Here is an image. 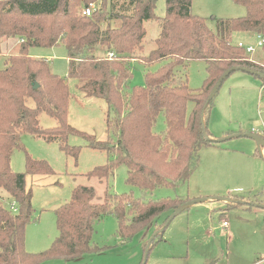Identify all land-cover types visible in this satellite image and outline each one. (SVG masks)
Returning a JSON list of instances; mask_svg holds the SVG:
<instances>
[{
  "label": "trees",
  "instance_id": "16d2710c",
  "mask_svg": "<svg viewBox=\"0 0 264 264\" xmlns=\"http://www.w3.org/2000/svg\"><path fill=\"white\" fill-rule=\"evenodd\" d=\"M157 1L0 0V54L6 38L23 40L0 69V264L79 258L102 249L93 244L92 236L96 221L105 215L115 216L119 235L130 240L138 233L158 231L173 212L191 202L179 196L146 198L116 193L115 171L125 164L128 183L145 193L189 180L200 164V150L217 144L209 128L216 97L206 103L219 77L233 66L264 73V59L256 62L233 41L237 32L264 37V0H234L245 6L246 15L215 18V29L204 17L192 13L193 0H166L163 17L155 15ZM92 3L96 9L85 15L84 9ZM151 19L158 20L160 33L155 48L143 54L145 23ZM60 44L67 52L68 76L78 79V90L107 102V140H97L69 124L68 78L53 72L46 59L29 51ZM111 52L115 54L112 58ZM193 59L207 63V77L197 90L190 88L186 76L187 64ZM134 60L145 64L160 61L162 65L145 74L144 86H130ZM262 84L264 87V81ZM43 112L54 117L57 126L43 128L39 120ZM161 114L166 129L157 133L154 127ZM24 133L59 140L61 148L75 158L80 148L67 144L68 136L83 135L92 148L108 155L105 165L87 174L106 184L103 199L99 197L102 201H97L94 186L77 185L71 200L56 210L59 235L49 249L38 253L26 250V228L34 210L26 177L53 170L46 161L29 155L25 172L13 170L12 154L24 148ZM9 199L17 202V212L5 203ZM162 216L166 217L160 222Z\"/></svg>",
  "mask_w": 264,
  "mask_h": 264
},
{
  "label": "rangeland",
  "instance_id": "374dc122",
  "mask_svg": "<svg viewBox=\"0 0 264 264\" xmlns=\"http://www.w3.org/2000/svg\"><path fill=\"white\" fill-rule=\"evenodd\" d=\"M100 4L101 1L97 6L100 7ZM166 7V0H158L156 17L165 16ZM192 13L204 17L215 29V18L242 17L247 10L234 0H193ZM145 27L147 34L142 53L148 54L156 46L160 24L157 19H151L146 21ZM259 39L256 32H237L233 41L256 45ZM8 47L11 48L10 45ZM29 51L32 56L46 59L53 72L68 78L71 93L69 124L94 135L97 140H107V102L102 98L87 97L78 90V79L68 76L64 45L31 47ZM247 56L263 61L264 46H258L254 53H247ZM6 58L0 54V69L6 67ZM131 65L133 76L130 86H144L145 74L156 71L162 63L145 64L141 60H134ZM186 76L190 88H201L207 77L206 61H189ZM263 81L242 70L234 71L227 77L216 94L211 110L209 128L214 139L252 132L264 136V89H260ZM28 104L33 106L34 103L29 100ZM192 106L190 103L189 111ZM39 120L43 128L57 126L56 119L45 112L40 114ZM165 129V117L161 114L154 130L163 133ZM22 143L24 148H17L12 154L14 171L25 172L27 155L46 161L53 170L51 174L26 177L27 188L33 191L34 208L32 220L26 228V250L38 253L49 249L59 235L56 210L71 200L77 185L94 186L98 193L97 201H102L106 184H100L97 178H89L87 174L105 165L108 155L104 150L92 148L90 141L79 134H70L67 139V144L80 148L77 158L67 154L59 140L48 141L44 137L24 133ZM217 145L228 151L203 147L196 170L189 180L176 187L163 186L145 193L128 183L125 164L117 167L113 178L116 193H133L146 198L179 196L190 201L202 200L190 203L175 216L160 236L154 239L148 255L145 245H148L154 232L147 235L145 232L138 233L132 239L125 240L119 235L115 216L107 214L94 225L92 241L102 247L100 251L79 258H58L46 264H264V207L251 204L264 202V199H260L264 197V188L259 184L261 174L258 172L259 165H262L264 173V146L262 152L255 141L243 136L227 139ZM243 150L250 151L251 155L257 153L258 158L255 160L258 162V170H255L258 180L256 184L244 187L247 181H243ZM225 155L229 158L224 160L221 157ZM256 200L259 202H253ZM165 217H160L159 221L162 222ZM224 219L228 221V226L223 224Z\"/></svg>",
  "mask_w": 264,
  "mask_h": 264
},
{
  "label": "water",
  "instance_id": "95a60500",
  "mask_svg": "<svg viewBox=\"0 0 264 264\" xmlns=\"http://www.w3.org/2000/svg\"><path fill=\"white\" fill-rule=\"evenodd\" d=\"M237 70H242L244 72H247V73H250L252 75H255V76H258L262 79H264V73L259 71V70H256V69H253V68H250V67H246V66H233L229 69H227L220 77L219 79L217 80L216 84L214 85V87L212 88L209 96H208V99H207V103H206V106L208 105V103L213 100L215 97H216V94L218 93L220 87L222 86V84L224 83V81L227 79V77H229L231 75L232 72L234 71H237ZM39 84H36V87L38 86ZM205 136L207 138H209L207 132H205ZM239 137V136H243V137H248V138H251L253 140H255V142L258 144V147L260 149V151L263 152V149H262V146H264V137L262 135H259V134H255V133H237V134H234V135H228V136H224L222 138H216L214 139V141L216 143H220V142H223L227 139H230V138H233V137ZM225 200H230L229 198H224ZM206 200V199H204ZM199 201H202V200H196V201H191V202H188L187 204L185 205H182L180 208H178L175 212H173L170 217L168 218V220L164 223V225L162 226V228H160L158 231L154 232L153 235L151 236L149 242H148V245H147V252L146 254L148 255L149 254V249H150V246L153 242V240L157 237V235L161 232H163L166 227L169 225V223L175 218V216L180 213L187 205H189L190 203L194 202H199ZM253 206H262L264 207V203L263 204H260V203H251Z\"/></svg>",
  "mask_w": 264,
  "mask_h": 264
},
{
  "label": "crops",
  "instance_id": "0c3cea01",
  "mask_svg": "<svg viewBox=\"0 0 264 264\" xmlns=\"http://www.w3.org/2000/svg\"><path fill=\"white\" fill-rule=\"evenodd\" d=\"M18 39H19L18 37L6 38L4 40V42L2 43V52H1V55L7 56L10 53H12L13 51H15L16 50L15 48H17L18 45H19L18 44L19 43L18 42L19 41ZM233 39H234V37H233ZM9 45L11 46V48L8 47ZM33 56L38 57V55H33ZM66 56H67V52H66ZM67 59H68V57H67ZM254 60L256 62H259L260 61V60H256V59H254ZM245 73H247V72H245ZM248 74H250V73H248ZM253 76H255V75H253ZM260 89H264L263 84H261ZM253 141H255V140H253ZM205 147H210V149H217V150H220V151H228L225 147H222L221 145H217V144L210 145V146H205ZM254 154L251 155L250 151L243 150V172L245 173V175L243 176V181L244 182L247 181V185H243V187L244 186H249L251 184H256L255 181L258 180V177H257L258 174L255 171L257 169V164H258V162H256L255 160L258 159V158L256 157V154L257 153H254ZM221 158H224V160H225V159H228L229 157L225 155V156H222ZM258 172L261 174V178H260L261 181H259V184L260 185L262 184V186L264 188V173H263V167H262V165H259ZM237 174H239V173H237ZM255 186H257V185H255ZM262 191L264 192V189ZM253 198H259V197H253ZM253 198H250V199H253ZM260 199L263 200L264 197L263 198H260ZM256 202H259V200L258 201L256 200ZM262 203H264V202H262ZM228 225H229V223H228Z\"/></svg>",
  "mask_w": 264,
  "mask_h": 264
},
{
  "label": "built area",
  "instance_id": "2783aa9c",
  "mask_svg": "<svg viewBox=\"0 0 264 264\" xmlns=\"http://www.w3.org/2000/svg\"><path fill=\"white\" fill-rule=\"evenodd\" d=\"M96 4L95 3H92L90 6L86 7L83 11V13L85 15H91L92 12L96 9ZM260 39L258 40L257 44L254 45V44H246V43H243L242 41L238 42L237 45L239 47H243L246 49V52L247 53H254L257 49V47H262L264 46V37H262L261 35H259ZM23 41V40H20V42ZM109 56L112 58L115 56V54L113 52L109 53ZM7 206L13 211V212H17L18 211V204L15 200H10L9 202H7ZM223 224L225 226H228V221L226 219L223 220Z\"/></svg>",
  "mask_w": 264,
  "mask_h": 264
}]
</instances>
